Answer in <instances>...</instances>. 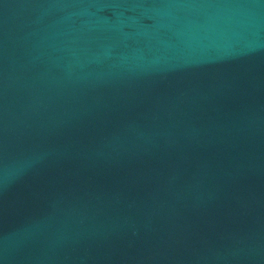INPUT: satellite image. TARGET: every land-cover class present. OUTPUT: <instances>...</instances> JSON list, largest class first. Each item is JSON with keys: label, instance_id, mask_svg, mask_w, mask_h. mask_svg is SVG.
Wrapping results in <instances>:
<instances>
[{"label": "water", "instance_id": "1", "mask_svg": "<svg viewBox=\"0 0 264 264\" xmlns=\"http://www.w3.org/2000/svg\"><path fill=\"white\" fill-rule=\"evenodd\" d=\"M0 264H264V0H0Z\"/></svg>", "mask_w": 264, "mask_h": 264}]
</instances>
